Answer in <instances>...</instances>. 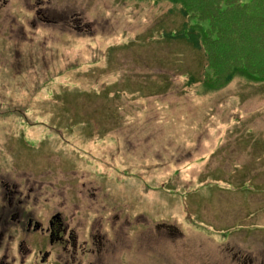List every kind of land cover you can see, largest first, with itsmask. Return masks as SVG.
Instances as JSON below:
<instances>
[{"label": "rangeland", "instance_id": "374dc122", "mask_svg": "<svg viewBox=\"0 0 264 264\" xmlns=\"http://www.w3.org/2000/svg\"><path fill=\"white\" fill-rule=\"evenodd\" d=\"M221 1L0 0V264H88L95 220L123 246L89 264H264V79L164 36Z\"/></svg>", "mask_w": 264, "mask_h": 264}, {"label": "trees", "instance_id": "16d2710c", "mask_svg": "<svg viewBox=\"0 0 264 264\" xmlns=\"http://www.w3.org/2000/svg\"><path fill=\"white\" fill-rule=\"evenodd\" d=\"M201 1L189 2V5L179 10L184 16H193ZM245 1H221L222 11L219 15L212 16L216 22L210 23L216 28H192L186 26L184 21L175 32L170 34L165 31L164 36L184 38L195 47H203L205 65L214 66L223 83L228 81L235 71L264 79V12L242 15L245 10L258 11L259 5L264 7V0ZM174 226L163 223L156 225L164 230L171 227L174 229ZM153 231L151 232L154 234ZM165 235L167 232L163 236Z\"/></svg>", "mask_w": 264, "mask_h": 264}, {"label": "flooded vegetation", "instance_id": "af4514ba", "mask_svg": "<svg viewBox=\"0 0 264 264\" xmlns=\"http://www.w3.org/2000/svg\"><path fill=\"white\" fill-rule=\"evenodd\" d=\"M94 189H96V187H94ZM0 190L2 191L1 194H2L3 200L5 198V203L7 206L15 202L14 196H13L14 194L21 193V190H13L12 186H8L4 182L2 183ZM35 220L37 219L35 218ZM95 221H96V224L94 225L93 228H91V225H90L89 240H80L77 234L74 233L75 240L77 237L80 241H84L87 244H83L80 247L77 258H75L77 255H70V258H68V261H70L71 263H77L79 259H82L83 261H87L89 264L90 262L98 261L100 258H103L102 263L106 261H112V262L115 261L116 253L120 251L123 246L120 240L121 233L115 231L117 239H115L114 242H115V246L117 247V250L113 252L111 249V246L108 245V242L106 241L105 235L99 231V226H100L99 222L97 220ZM160 224H156V225H160ZM29 229H37V228H29ZM43 231H45V233L48 234L49 239L50 237L53 239L55 236L59 234L67 235V237L72 236V229L69 227L68 220L65 219L64 216L61 214V212H59L58 210L53 211L48 216L47 223L44 226ZM165 236H162V237L165 238ZM62 247H65V246H62ZM60 249L62 250L61 247ZM62 255L63 254H61L59 261L62 262V264H67V262L65 261V258H62ZM88 257L91 259L88 260L87 259ZM234 261H236V258L234 259Z\"/></svg>", "mask_w": 264, "mask_h": 264}]
</instances>
